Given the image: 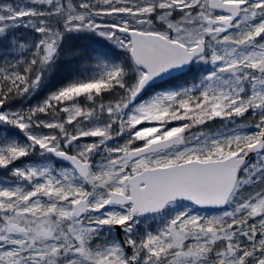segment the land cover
Wrapping results in <instances>:
<instances>
[{
    "label": "snow or ice",
    "instance_id": "6c2138e0",
    "mask_svg": "<svg viewBox=\"0 0 264 264\" xmlns=\"http://www.w3.org/2000/svg\"><path fill=\"white\" fill-rule=\"evenodd\" d=\"M0 170V264H264V0L0 2Z\"/></svg>",
    "mask_w": 264,
    "mask_h": 264
},
{
    "label": "rangeland",
    "instance_id": "374dc122",
    "mask_svg": "<svg viewBox=\"0 0 264 264\" xmlns=\"http://www.w3.org/2000/svg\"><path fill=\"white\" fill-rule=\"evenodd\" d=\"M0 2H3V3H12V4H18V3H22L23 0H0ZM106 19H112L111 17L109 18H106ZM209 68H211V65H208ZM198 82V81H197ZM221 121L219 120V127L216 128V129H207L205 131H216L217 129H219L221 127ZM239 123H247L246 119L245 120H240ZM229 127H235V125H229ZM69 130L71 131V128H69ZM47 131V130H45ZM82 143L85 142V141H81ZM120 143H123V140L120 141ZM35 162L37 163H42L44 161H39V160H36L34 158ZM30 161H25V162H22V163H29ZM21 165V162H17V166H20ZM56 167H61V166H67V165H64V164H56L55 165ZM9 176L8 173H6L5 171H1L0 173V180H3V179H7ZM195 211L199 212L201 215H205V214H213V213H216L220 210H215V211H201L199 210L198 208L195 209ZM148 224L151 226V229H155L159 226L160 224V220L159 218H157L156 220H152L151 217L149 218L148 220Z\"/></svg>",
    "mask_w": 264,
    "mask_h": 264
},
{
    "label": "trees",
    "instance_id": "16d2710c",
    "mask_svg": "<svg viewBox=\"0 0 264 264\" xmlns=\"http://www.w3.org/2000/svg\"><path fill=\"white\" fill-rule=\"evenodd\" d=\"M20 32L21 33H24L25 32V30L24 29H21L20 30ZM69 43H77V42H75V41H70ZM198 81V80H197ZM196 81V82H197ZM47 95V91H43V92H41L39 95H37L34 99H31V104L32 105H35L36 103H39L45 96ZM29 99L30 98H26L24 101H23V103H22V105L21 104H16L15 105V107H21V106H23V107H25V108H27L28 106H29ZM247 119H251V117H248ZM247 119H246V121H247ZM219 127V120H216L214 123H212V124H210V125H208V127L207 128H205L204 130H207V129H216V128H218ZM34 158L35 157H33L32 159L34 160ZM25 161H30L28 158H22V162H25ZM1 171L3 172V170H0V173H1Z\"/></svg>",
    "mask_w": 264,
    "mask_h": 264
},
{
    "label": "bare ground",
    "instance_id": "6f19581e",
    "mask_svg": "<svg viewBox=\"0 0 264 264\" xmlns=\"http://www.w3.org/2000/svg\"><path fill=\"white\" fill-rule=\"evenodd\" d=\"M199 210H201V211H215V210H220V209H202V208H199V207H197Z\"/></svg>",
    "mask_w": 264,
    "mask_h": 264
},
{
    "label": "water",
    "instance_id": "95a60500",
    "mask_svg": "<svg viewBox=\"0 0 264 264\" xmlns=\"http://www.w3.org/2000/svg\"><path fill=\"white\" fill-rule=\"evenodd\" d=\"M64 164H66V162H65ZM66 165H67V164H66ZM202 209H214V208H202Z\"/></svg>",
    "mask_w": 264,
    "mask_h": 264
}]
</instances>
